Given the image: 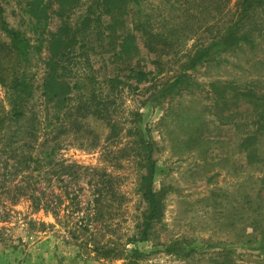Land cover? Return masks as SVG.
Wrapping results in <instances>:
<instances>
[{"label": "rangeland", "instance_id": "obj_1", "mask_svg": "<svg viewBox=\"0 0 264 264\" xmlns=\"http://www.w3.org/2000/svg\"><path fill=\"white\" fill-rule=\"evenodd\" d=\"M49 1L53 11L48 28L56 30L63 17L55 11H68L75 0ZM26 4L27 0H0V38H8L2 21L26 30V37L33 36L29 14L23 11ZM87 4L88 0H78L68 13L69 20L74 22ZM121 18L111 22L112 30L90 55L93 71L82 68L83 51L71 50L68 55L74 64L71 75H93L101 80L118 74L138 85L125 87L122 97H116L124 127L117 141L122 138L117 144L122 150L115 154L116 160L110 159L111 153L104 158L98 149L71 143L70 137L61 154L68 161L106 167L119 176L126 198L109 227L99 230L126 254L118 259L96 256L71 239L64 224L51 213L33 212L23 202L16 209L47 226L43 230L16 227L14 246L0 243V264H264V36L255 31L264 20L258 16L255 24L251 22V46L227 48L218 57L200 60L186 71L183 85L162 93V83L178 75L184 51L194 39L182 36L183 47L176 56L159 58L162 63L157 65L159 59L143 48L137 33L132 34L134 42L127 55L120 52L125 37H131L125 36L128 26ZM103 20L105 25L111 21L108 16ZM203 35L205 41L209 33ZM46 52L43 48L41 56ZM40 63L35 60L30 66L38 79L44 70ZM129 66L134 71L126 69ZM90 86L83 83L82 92ZM3 105L6 89L0 84V107ZM88 123L104 144L106 125L95 119ZM113 146L109 148L116 150ZM151 162V187L161 198L156 216L145 227V239H141L149 212V181L141 180L139 174L148 177L146 167ZM129 236L138 239L129 242Z\"/></svg>", "mask_w": 264, "mask_h": 264}, {"label": "trees", "instance_id": "obj_2", "mask_svg": "<svg viewBox=\"0 0 264 264\" xmlns=\"http://www.w3.org/2000/svg\"><path fill=\"white\" fill-rule=\"evenodd\" d=\"M72 6L68 11L66 8L55 11L63 20L56 30H49L52 1L27 0L23 11L29 14L33 35L30 38L26 37V30L1 22L8 38H0V84L6 89V106L0 107V243L14 246L13 230L20 225L26 230H43L47 226L16 209L26 202L33 212L51 213L64 224L71 239L96 256L118 259L126 254L125 249L116 247L117 243L99 228L109 227L126 198L120 189L119 176L106 167L68 161L61 150L72 137L71 143L98 149L104 158L111 153L110 159H115V154L122 150L117 145L122 138L117 141L124 130L116 97H122L125 87L138 88V85L118 74L106 75L101 80L93 75L89 78L71 75L74 64L68 54L71 50L83 51L81 66L93 71L90 55L112 30L111 22L121 17L130 27L126 28L125 36H131L125 37L119 46L122 54L127 55L129 46L131 49L134 33L139 35L143 48L158 59L176 56L183 47L180 38L189 36L194 43L184 51L178 75L162 83L159 90L172 92L183 85L188 76L186 71L200 60L218 57L227 48L251 46L254 36L251 22L255 24L258 16L264 20V0H88L74 22L67 17ZM103 16L111 19L107 25ZM263 26L255 31L264 36ZM204 32L209 33L205 41ZM197 46L199 49L195 50ZM43 48L48 51L45 57L41 56ZM133 51H137L135 46ZM35 60L41 61L44 68L39 79L34 68H30ZM155 63L160 65L162 60ZM126 69L134 71L131 66ZM141 76L146 79L144 73ZM83 83L91 86L82 92ZM88 119L106 125L104 144ZM110 142H116L112 144L116 150L109 148ZM153 170L151 162L146 167L148 177L139 174L141 180L149 181L146 191L149 212L144 228L156 216L161 198L151 187ZM144 228L141 239H145ZM137 239L128 237L129 242Z\"/></svg>", "mask_w": 264, "mask_h": 264}]
</instances>
